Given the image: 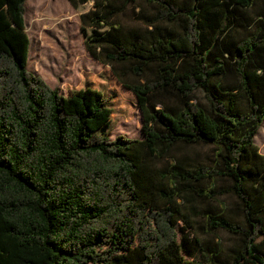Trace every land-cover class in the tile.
Segmentation results:
<instances>
[{
  "label": "trees",
  "instance_id": "obj_1",
  "mask_svg": "<svg viewBox=\"0 0 264 264\" xmlns=\"http://www.w3.org/2000/svg\"><path fill=\"white\" fill-rule=\"evenodd\" d=\"M69 1L143 138L109 136L103 88L30 71L27 0H0V264H264V0Z\"/></svg>",
  "mask_w": 264,
  "mask_h": 264
},
{
  "label": "rangeland",
  "instance_id": "obj_2",
  "mask_svg": "<svg viewBox=\"0 0 264 264\" xmlns=\"http://www.w3.org/2000/svg\"><path fill=\"white\" fill-rule=\"evenodd\" d=\"M25 20L30 38L28 69L42 76L51 87L58 88L66 96L88 86L103 88L106 95H111V106L115 110V121L109 136L113 139L125 134L130 138H143L142 113L136 105L135 95L113 80L109 65L88 52L81 30L80 12L70 1L27 0ZM157 99L171 106L178 104L175 96ZM197 99L207 104L202 90L197 91ZM255 142L264 153V123ZM211 149L210 145H195L184 149L181 155L207 162ZM190 219L194 226L190 230L192 236L201 241H219L225 248L235 242V237L226 231L204 235L198 230L202 218L191 215Z\"/></svg>",
  "mask_w": 264,
  "mask_h": 264
}]
</instances>
